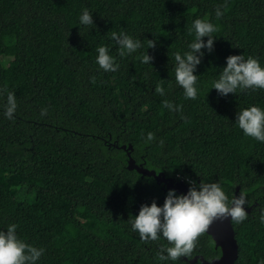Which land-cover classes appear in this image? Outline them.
Returning a JSON list of instances; mask_svg holds the SVG:
<instances>
[{"label":"trees","instance_id":"16d2710c","mask_svg":"<svg viewBox=\"0 0 264 264\" xmlns=\"http://www.w3.org/2000/svg\"><path fill=\"white\" fill-rule=\"evenodd\" d=\"M85 8L94 26L80 25ZM196 18L217 31L211 52L201 50L191 100L175 83L172 53L188 50ZM114 31L139 39L142 48L120 57ZM146 39L156 41L145 49L150 65L139 61ZM98 45L109 47L115 72L98 68ZM238 54L264 66V0H0V230L15 223L19 238L43 248L36 264L219 258L204 232L190 256L159 261L168 242L141 240L131 229L140 205L162 204L167 190L127 170L121 147L130 145L136 164L165 178L217 182L229 200L246 193V219L231 221L234 264H264V143L234 123L241 108H264V90L221 97L210 89L225 57ZM158 83L164 96L154 92ZM7 92L16 98L12 119L3 114ZM164 100L181 112L165 109ZM149 132L153 138L145 143Z\"/></svg>","mask_w":264,"mask_h":264},{"label":"clouds","instance_id":"9594fccd","mask_svg":"<svg viewBox=\"0 0 264 264\" xmlns=\"http://www.w3.org/2000/svg\"><path fill=\"white\" fill-rule=\"evenodd\" d=\"M221 14L217 8L215 16L219 18ZM78 19L82 26H94L92 14L86 8L81 10ZM188 31L194 39L187 45V51L172 53L175 61L173 72L175 83L183 90L184 98L195 100L198 94V75L194 73L204 55L201 50L211 52L215 40L212 34L217 31V27L207 19L196 18ZM110 38L118 46L120 57L142 48L139 39L123 31L112 32ZM155 42L153 39L147 40L146 47L139 55L140 63L150 65L153 57L145 49L153 48ZM95 63L104 72H115L119 67L107 45L96 47ZM210 89H215L221 97L236 94L238 90H264V66L251 55L247 58L243 54L229 55L225 57V64L219 69L216 78L212 80ZM154 92L164 96L165 88L158 83ZM162 103L169 111L174 110L178 114L181 112L180 105H173L168 100ZM16 106L15 94L7 92L4 98V116L12 119ZM234 123L244 136L264 143V108L257 105L241 108L235 113ZM152 138L153 134L147 133L144 137L145 143ZM186 182L188 188L185 193L177 194L175 189H169L162 204L157 205L155 200L141 204L136 215L129 221L131 229L138 232L141 240L155 241L164 238L168 242L169 246L158 253L159 261H176L190 256L197 237L207 231L213 220L228 219L240 224L247 217L243 194H233L229 200L217 182ZM259 220L264 224V209L261 210ZM16 229L17 225L11 223L5 230H0V264H36L44 249L26 243L18 237Z\"/></svg>","mask_w":264,"mask_h":264},{"label":"water","instance_id":"95a60500","mask_svg":"<svg viewBox=\"0 0 264 264\" xmlns=\"http://www.w3.org/2000/svg\"><path fill=\"white\" fill-rule=\"evenodd\" d=\"M123 150L126 151L127 155V170H134L141 177H151L156 183H160L164 186L165 190L175 189L177 194H183L187 191L188 183L185 179H180L178 181L165 178L163 173H155L153 170H148L143 167L142 164H136L135 161L130 157L132 147L128 145L127 147L122 146ZM239 191L236 188L237 193ZM246 210V209H245ZM248 211V209L246 210ZM212 240L214 247L220 249V256L217 259L211 261L204 260L201 256H196L192 258L189 263L193 264L200 261L201 264H234L238 256V245L234 237V231L231 225V221L228 219H215L209 225L207 231L205 232Z\"/></svg>","mask_w":264,"mask_h":264},{"label":"rangeland","instance_id":"374dc122","mask_svg":"<svg viewBox=\"0 0 264 264\" xmlns=\"http://www.w3.org/2000/svg\"><path fill=\"white\" fill-rule=\"evenodd\" d=\"M230 171H231V165H230V161H229L228 162V171H227V173L225 175V179H226V184L227 185L231 183V173H230ZM243 195L245 196V199H246V197H247L246 193H243ZM22 196H23V192L20 193V198ZM253 241H254V238L250 239L249 243H253Z\"/></svg>","mask_w":264,"mask_h":264},{"label":"built area","instance_id":"2783aa9c","mask_svg":"<svg viewBox=\"0 0 264 264\" xmlns=\"http://www.w3.org/2000/svg\"><path fill=\"white\" fill-rule=\"evenodd\" d=\"M186 180V179H185ZM187 181V180H186Z\"/></svg>","mask_w":264,"mask_h":264}]
</instances>
